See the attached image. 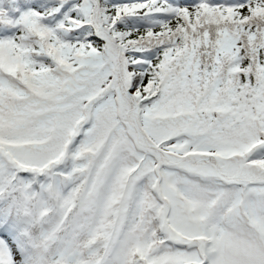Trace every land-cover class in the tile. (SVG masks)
<instances>
[{
  "label": "snow or ice",
  "instance_id": "1",
  "mask_svg": "<svg viewBox=\"0 0 264 264\" xmlns=\"http://www.w3.org/2000/svg\"><path fill=\"white\" fill-rule=\"evenodd\" d=\"M0 264H264V0H0Z\"/></svg>",
  "mask_w": 264,
  "mask_h": 264
}]
</instances>
